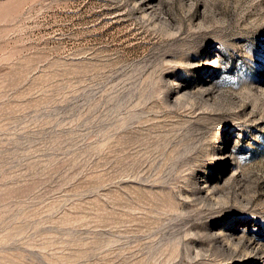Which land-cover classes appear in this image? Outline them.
<instances>
[{
	"label": "rangeland",
	"instance_id": "374dc122",
	"mask_svg": "<svg viewBox=\"0 0 264 264\" xmlns=\"http://www.w3.org/2000/svg\"><path fill=\"white\" fill-rule=\"evenodd\" d=\"M0 264H264V0H0Z\"/></svg>",
	"mask_w": 264,
	"mask_h": 264
},
{
	"label": "bare ground",
	"instance_id": "6f19581e",
	"mask_svg": "<svg viewBox=\"0 0 264 264\" xmlns=\"http://www.w3.org/2000/svg\"><path fill=\"white\" fill-rule=\"evenodd\" d=\"M209 64H210V62H209ZM226 134V133H225Z\"/></svg>",
	"mask_w": 264,
	"mask_h": 264
}]
</instances>
